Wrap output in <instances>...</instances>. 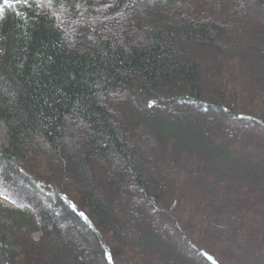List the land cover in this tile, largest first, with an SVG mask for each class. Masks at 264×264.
<instances>
[{
	"label": "trees",
	"instance_id": "obj_1",
	"mask_svg": "<svg viewBox=\"0 0 264 264\" xmlns=\"http://www.w3.org/2000/svg\"><path fill=\"white\" fill-rule=\"evenodd\" d=\"M64 1L156 17L72 32ZM237 1L0 0V264H264V0Z\"/></svg>",
	"mask_w": 264,
	"mask_h": 264
},
{
	"label": "rangeland",
	"instance_id": "obj_2",
	"mask_svg": "<svg viewBox=\"0 0 264 264\" xmlns=\"http://www.w3.org/2000/svg\"><path fill=\"white\" fill-rule=\"evenodd\" d=\"M238 1L240 4L243 2L242 0H238ZM73 3L75 4V6H73V7H72V4L69 5V2H65V1L56 3V5L58 6V12H59L60 18H63V20H70L72 22V24H71L72 26L70 28V30H72V32H74V31L75 32H85L86 31L85 26H88L87 25L88 21L103 22L105 25V27H104L105 35H111V34L117 33L118 35H120L123 38L124 41H127V40H130V38H132V33L130 31V28H129V23L131 22L135 26V21L137 20V18L138 19L140 18L137 16H133L132 13H134V12H129L125 16H113L111 14H107L105 11L106 5L97 6L96 8L99 9V14L93 18H91V17L87 18L83 14L84 4L79 6L76 1H74ZM48 4H51V3H48ZM142 7L144 8V14L140 18L142 24H144V22H149L156 17V14L153 11V9H148V7H146V3H143ZM199 11L195 12L193 16L195 18L196 17H202V16L205 17L206 12H203V11L201 12V10H199ZM243 30H244V32H246L245 28H243ZM248 32L251 33V31H249V29H248ZM197 54H199V53H197L195 51L192 53L190 51V55H192V56L196 55V57H199ZM203 55H205L204 58H206L205 59L206 61L208 59H211L214 56L213 53L211 55V54H209V52L203 53V54L201 53L202 57H203ZM205 60H203V61L205 62ZM20 185L23 187H27V185L25 183H20ZM7 187H9V186H7ZM203 193L205 194V190L202 186L201 194H203ZM171 196H170V200L172 198ZM0 199H1V202L3 204H5L7 206H13V204L10 201H8L5 197L2 196V197H0ZM71 225H70V227L73 228L74 227L73 223ZM72 228L70 230V234H71V232L73 233Z\"/></svg>",
	"mask_w": 264,
	"mask_h": 264
},
{
	"label": "snow or ice",
	"instance_id": "obj_3",
	"mask_svg": "<svg viewBox=\"0 0 264 264\" xmlns=\"http://www.w3.org/2000/svg\"><path fill=\"white\" fill-rule=\"evenodd\" d=\"M3 3L8 4L9 0H3ZM14 3L27 5L29 4V0H14ZM81 215H83V213H81Z\"/></svg>",
	"mask_w": 264,
	"mask_h": 264
}]
</instances>
